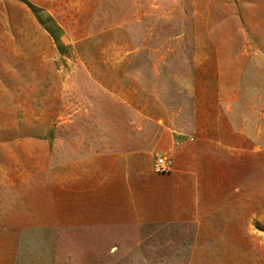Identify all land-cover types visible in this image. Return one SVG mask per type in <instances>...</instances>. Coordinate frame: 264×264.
Masks as SVG:
<instances>
[{"label":"rangeland","instance_id":"1","mask_svg":"<svg viewBox=\"0 0 264 264\" xmlns=\"http://www.w3.org/2000/svg\"><path fill=\"white\" fill-rule=\"evenodd\" d=\"M81 61L128 62L156 79L149 88L198 131L186 145L197 219L230 224L214 239L228 246L221 264H264V0H0V264H112L109 220L124 214L104 197L100 213L61 212L63 179L106 172L101 160L62 165L69 135L112 124V99ZM62 216L84 226L61 228ZM161 243L150 263L188 264Z\"/></svg>","mask_w":264,"mask_h":264},{"label":"crops","instance_id":"2","mask_svg":"<svg viewBox=\"0 0 264 264\" xmlns=\"http://www.w3.org/2000/svg\"><path fill=\"white\" fill-rule=\"evenodd\" d=\"M130 64L102 62L97 65L81 61L75 66L78 70L83 66L87 75L84 79L110 95L112 124L91 128L94 130L90 132L98 134L94 132L98 131L100 135L67 137L68 158L70 151L71 155L62 165L79 166L101 160L106 172L76 173L77 178L67 177L66 185L63 179L61 212L100 213L104 197L108 198V212L124 214L125 219L109 220L112 222V264L129 260L152 264L148 254L163 252L161 241L164 239L172 240L174 253H187L188 264L226 262L229 255L222 252L228 251V246L216 245L214 239L228 237L229 232L222 230L230 224L197 219L203 213L198 206V178L190 167L191 148L186 147L196 140L194 133L198 131L195 127L181 126L177 113L168 108L156 90L149 88L151 80L156 85V79L140 71L143 66L130 70ZM81 74V71L72 73V79H81ZM117 118H122V123H116ZM88 131L84 130L87 134ZM70 132L80 134L81 128L73 126ZM70 145L73 146L69 148ZM156 154L172 156L171 172L159 174L152 169ZM73 181H76L75 187ZM80 181L91 183L80 188ZM96 219L100 220L94 215L93 226ZM245 224L250 223L236 222L232 227H250ZM60 226L84 224L62 216ZM166 229L173 231H160Z\"/></svg>","mask_w":264,"mask_h":264},{"label":"built area","instance_id":"3","mask_svg":"<svg viewBox=\"0 0 264 264\" xmlns=\"http://www.w3.org/2000/svg\"><path fill=\"white\" fill-rule=\"evenodd\" d=\"M177 145V142L175 143ZM152 169L158 173H169L173 170V159L167 154H156L152 161Z\"/></svg>","mask_w":264,"mask_h":264}]
</instances>
